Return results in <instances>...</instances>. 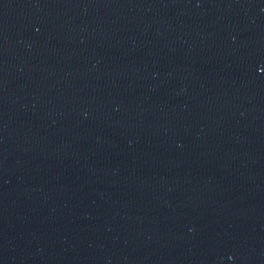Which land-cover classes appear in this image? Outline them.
I'll use <instances>...</instances> for the list:
<instances>
[{
  "label": "water",
  "instance_id": "95a60500",
  "mask_svg": "<svg viewBox=\"0 0 264 264\" xmlns=\"http://www.w3.org/2000/svg\"><path fill=\"white\" fill-rule=\"evenodd\" d=\"M0 264H264V0H0Z\"/></svg>",
  "mask_w": 264,
  "mask_h": 264
}]
</instances>
